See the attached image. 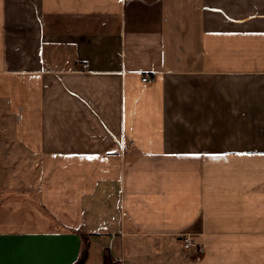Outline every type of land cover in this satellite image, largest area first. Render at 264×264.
Returning a JSON list of instances; mask_svg holds the SVG:
<instances>
[{
    "label": "crops",
    "instance_id": "1",
    "mask_svg": "<svg viewBox=\"0 0 264 264\" xmlns=\"http://www.w3.org/2000/svg\"><path fill=\"white\" fill-rule=\"evenodd\" d=\"M0 116V264H264V0H0Z\"/></svg>",
    "mask_w": 264,
    "mask_h": 264
},
{
    "label": "rangeland",
    "instance_id": "2",
    "mask_svg": "<svg viewBox=\"0 0 264 264\" xmlns=\"http://www.w3.org/2000/svg\"><path fill=\"white\" fill-rule=\"evenodd\" d=\"M11 128V123H9L6 118L0 116V129L10 130ZM5 139L8 140L9 137ZM31 196H34V194H31ZM96 205L98 206V202H96ZM42 208L43 210H45L43 206ZM97 209L98 208H94L93 212L96 213ZM128 239L130 243V238ZM175 239L173 237H170L165 241L164 244H161V248L163 251L158 249L157 245L155 247L153 244L150 245L148 242H146V240L143 241L144 239H141V241L143 242L135 241L133 245L130 244V251L129 247L124 250L125 255L123 254V258L126 260L125 264H191L190 260L188 259L187 253H185L184 251V247L182 248L180 241L177 240V238ZM156 240L157 239H152L151 241ZM138 241H140V238H138ZM92 242L94 246L98 244L95 240H92ZM115 245H119V243L116 242ZM119 247H121V244L119 245ZM121 256L122 255H120V257ZM124 259H120V262L124 263Z\"/></svg>",
    "mask_w": 264,
    "mask_h": 264
},
{
    "label": "built area",
    "instance_id": "3",
    "mask_svg": "<svg viewBox=\"0 0 264 264\" xmlns=\"http://www.w3.org/2000/svg\"><path fill=\"white\" fill-rule=\"evenodd\" d=\"M142 79L144 81H151L154 79V77L149 74L146 73L145 75H143ZM182 242H183V247L184 249L188 250V251H194L197 256L200 258L204 252H205V247L202 243H199L195 237L191 234H186L183 236L182 238Z\"/></svg>",
    "mask_w": 264,
    "mask_h": 264
},
{
    "label": "trees",
    "instance_id": "4",
    "mask_svg": "<svg viewBox=\"0 0 264 264\" xmlns=\"http://www.w3.org/2000/svg\"><path fill=\"white\" fill-rule=\"evenodd\" d=\"M81 237L83 239L84 247H83V250H82V252L80 254L79 259L76 261L75 264H83L85 259L88 256V250H89V238H88V235L86 233H82L81 232Z\"/></svg>",
    "mask_w": 264,
    "mask_h": 264
}]
</instances>
